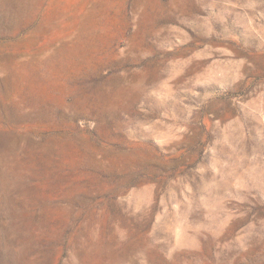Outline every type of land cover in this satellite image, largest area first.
<instances>
[{"label":"rangeland","instance_id":"1","mask_svg":"<svg viewBox=\"0 0 264 264\" xmlns=\"http://www.w3.org/2000/svg\"><path fill=\"white\" fill-rule=\"evenodd\" d=\"M0 264H264V0H0Z\"/></svg>","mask_w":264,"mask_h":264}]
</instances>
